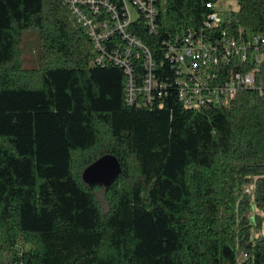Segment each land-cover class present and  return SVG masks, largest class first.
<instances>
[{
    "label": "trees",
    "instance_id": "16d2710c",
    "mask_svg": "<svg viewBox=\"0 0 264 264\" xmlns=\"http://www.w3.org/2000/svg\"><path fill=\"white\" fill-rule=\"evenodd\" d=\"M205 1L158 0L160 29L141 37L159 70L162 41L201 24ZM238 5L233 27L264 31V0ZM30 29L37 69L22 67ZM94 55L64 0H0V264H264V96L132 107L123 71ZM105 155L121 175L86 184Z\"/></svg>",
    "mask_w": 264,
    "mask_h": 264
},
{
    "label": "built area",
    "instance_id": "2783aa9c",
    "mask_svg": "<svg viewBox=\"0 0 264 264\" xmlns=\"http://www.w3.org/2000/svg\"><path fill=\"white\" fill-rule=\"evenodd\" d=\"M225 0H206L205 18L161 43L159 70L141 35L160 29L158 0H64L71 17L91 38L96 66L114 65L124 75L132 107H163L175 93L189 110L231 105L242 89L264 96V31L233 27ZM233 27V28H232Z\"/></svg>",
    "mask_w": 264,
    "mask_h": 264
},
{
    "label": "water",
    "instance_id": "95a60500",
    "mask_svg": "<svg viewBox=\"0 0 264 264\" xmlns=\"http://www.w3.org/2000/svg\"><path fill=\"white\" fill-rule=\"evenodd\" d=\"M122 173V165L114 155H105L91 164L83 172V180L90 186L111 187Z\"/></svg>",
    "mask_w": 264,
    "mask_h": 264
},
{
    "label": "rangeland",
    "instance_id": "374dc122",
    "mask_svg": "<svg viewBox=\"0 0 264 264\" xmlns=\"http://www.w3.org/2000/svg\"><path fill=\"white\" fill-rule=\"evenodd\" d=\"M223 9L236 12L239 9L238 0H225ZM43 63L41 35L38 29L24 30L22 40L23 69H37ZM102 197V193H101Z\"/></svg>",
    "mask_w": 264,
    "mask_h": 264
}]
</instances>
